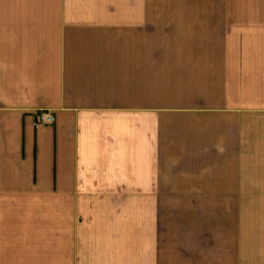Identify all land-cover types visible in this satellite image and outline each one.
<instances>
[{
    "label": "crops",
    "instance_id": "obj_1",
    "mask_svg": "<svg viewBox=\"0 0 264 264\" xmlns=\"http://www.w3.org/2000/svg\"><path fill=\"white\" fill-rule=\"evenodd\" d=\"M0 264H264V0H0Z\"/></svg>",
    "mask_w": 264,
    "mask_h": 264
},
{
    "label": "built area",
    "instance_id": "obj_2",
    "mask_svg": "<svg viewBox=\"0 0 264 264\" xmlns=\"http://www.w3.org/2000/svg\"><path fill=\"white\" fill-rule=\"evenodd\" d=\"M36 125L50 126L54 124V116L49 112L39 113L35 119Z\"/></svg>",
    "mask_w": 264,
    "mask_h": 264
}]
</instances>
